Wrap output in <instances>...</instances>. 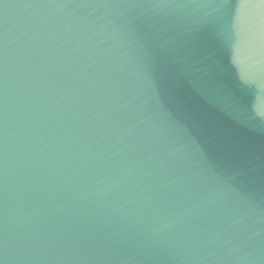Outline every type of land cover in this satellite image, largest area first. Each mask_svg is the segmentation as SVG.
I'll return each mask as SVG.
<instances>
[{"label": "water", "instance_id": "95a60500", "mask_svg": "<svg viewBox=\"0 0 264 264\" xmlns=\"http://www.w3.org/2000/svg\"><path fill=\"white\" fill-rule=\"evenodd\" d=\"M0 264H264V0H0Z\"/></svg>", "mask_w": 264, "mask_h": 264}]
</instances>
